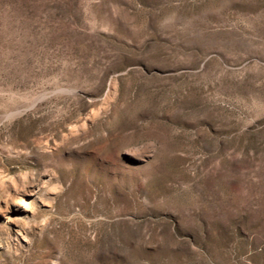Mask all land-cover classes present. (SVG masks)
<instances>
[{
  "label": "rangeland",
  "instance_id": "rangeland-1",
  "mask_svg": "<svg viewBox=\"0 0 264 264\" xmlns=\"http://www.w3.org/2000/svg\"><path fill=\"white\" fill-rule=\"evenodd\" d=\"M0 264H264V0H0Z\"/></svg>",
  "mask_w": 264,
  "mask_h": 264
},
{
  "label": "bare ground",
  "instance_id": "bare-ground-1",
  "mask_svg": "<svg viewBox=\"0 0 264 264\" xmlns=\"http://www.w3.org/2000/svg\"><path fill=\"white\" fill-rule=\"evenodd\" d=\"M21 193L30 194V195L33 194L32 191H26V190H24ZM1 200L4 201L7 205L9 204V198L8 197L1 196ZM12 205H14L18 209L22 208L24 210H30V208H31L30 202L28 200H26L24 197H16L15 200L12 202ZM19 220H21V219H17V221H19Z\"/></svg>",
  "mask_w": 264,
  "mask_h": 264
}]
</instances>
